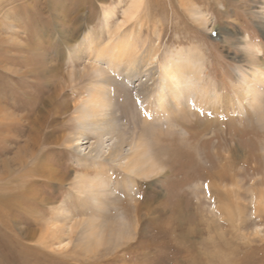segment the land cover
<instances>
[{
	"label": "rangeland",
	"instance_id": "374dc122",
	"mask_svg": "<svg viewBox=\"0 0 264 264\" xmlns=\"http://www.w3.org/2000/svg\"><path fill=\"white\" fill-rule=\"evenodd\" d=\"M131 2L0 0V195L47 197L0 223V264H264V76L253 81L264 71V0H145L123 24ZM187 53L203 64L208 92L157 116V97L139 96L152 84L144 71ZM134 55L152 64L137 73ZM96 85L109 94L124 155L140 142L151 152L148 175L87 155L99 140L84 116ZM248 152L259 172L246 167ZM225 165L231 178H205ZM97 175L108 182L103 204L90 191Z\"/></svg>",
	"mask_w": 264,
	"mask_h": 264
},
{
	"label": "bare ground",
	"instance_id": "6f19581e",
	"mask_svg": "<svg viewBox=\"0 0 264 264\" xmlns=\"http://www.w3.org/2000/svg\"><path fill=\"white\" fill-rule=\"evenodd\" d=\"M144 1L145 0H132L131 5L125 10L123 24L128 22V21H132L133 19H136V15H138L137 12H138L139 8L143 5V3H145ZM91 36H92V34H88L87 38H89ZM83 44H85V40L80 42L79 47H82ZM105 47H107V46H105ZM250 47H246V55H247L246 57H247V60L253 65V64H256L258 62L254 58L258 52H257V50L256 51L253 50L252 47H254V46H250ZM108 48H109V46H108ZM112 48L113 47L110 48L111 51L113 50ZM257 49H259V48H257ZM105 50H107V48ZM128 52L129 51H127L126 53H128ZM111 53H113V52H111ZM100 55H102V54H100ZM121 56H122V54H121ZM111 57L113 60V57H115V54H111ZM117 58H119V57H117ZM128 59H130V58H128ZM122 60H124V59H122ZM144 61H145V57L138 55V58L135 56L134 59L131 60V62H129L130 66H129V64H127V66H129L128 67L129 69L135 68L133 71H136L137 73H139L141 67H144L146 64V63H144ZM147 64L151 65L152 61L148 62ZM147 64H146V66H148ZM259 65H261V64H259ZM151 68H152V70H151ZM158 68L155 71L154 70L155 67L151 66V67H146L145 71L143 70L144 72L147 73V75H149L148 77L150 78V80H152V84L147 85V86H143L141 89H139V96L140 97L145 96L144 94H152V96L154 94L157 97L156 100L158 103V109L161 110V113L159 111L157 112V116L158 115L161 116L162 111H164L167 107L172 108L174 106L173 105L174 99H176L177 102H179V101L182 102L183 106L186 105V106L191 107L192 104L195 102V100L199 99V97H202L199 94H201L203 90H204V92H208V91H206L207 89L205 88L204 84L202 83V79H204V78H202L203 73H204L203 72L204 66L201 63V61L195 60L194 56L190 53L178 54V55L172 54L166 58V60L164 61L163 64L160 65V70ZM155 72H158V75H160L162 77L161 82H157V79H156L157 77L154 76ZM250 72H253V71H250ZM138 75L136 74V76H138ZM263 76H264V71L260 70L259 73H257V74L255 73V75L253 76V81L256 82V84H257V83L261 82L260 79L262 80ZM79 77H80V75H79ZM157 83H159L158 84L159 87H158ZM102 86H105V85H96V87L91 92V98L88 101V108L87 109L84 108L85 109V115L84 116L85 117L89 116L90 120L92 119V121L94 122V124L96 126L94 130H95V133L97 135V138L99 139L96 142L97 144L90 148V150L87 152V155L97 159V161L100 158L105 157L109 161L119 162V165L123 167V170L124 169L127 170L128 173L132 172L133 174H141L142 176H144L145 174L148 175V171H146L147 166L145 164L147 163V159L149 162L151 152H149V149L145 143L143 144V142H140L139 144H137L138 145L137 147L138 148L140 147L141 150H139L138 152H137V150H135L136 152H132L131 155L130 154L126 155V156L124 155V153H125L124 152V146H125V143L127 142V139H125V136L120 132V130L118 129V127L115 123L116 119H114V110L113 111L109 110V107H108V105H109V97H108L109 94L105 88H102ZM256 87H257V85H254L253 90ZM100 88H102V89L100 90ZM146 88H149L148 92L145 91V90H147ZM250 92H251V89H250ZM198 95H199V97H198ZM148 99H150V98H148ZM250 102H251V100H250ZM197 108H199L201 111L208 110V107L207 106H205V107L201 106V103L198 105ZM166 111H169V110H166ZM247 113H249V111ZM154 115H156V114H154ZM98 118L100 119V123L98 121ZM227 120L229 123H231V119H227ZM199 121H197L195 123L196 126H197V124H199ZM81 126L82 127L79 128V132H77L75 138H73V144L71 146L78 153L82 152L83 145H84V143L87 142L85 131H84V128L87 125L82 124ZM108 140H110V143L107 144V149L105 150V144L107 143ZM132 143H134V142H131L130 145ZM134 146H135V144H134ZM134 146H131V147L133 148ZM246 158H247L246 164H245L246 167H249V169H252L254 172L255 171L259 172L260 167H258V164H257L258 162L256 163L257 153L252 154L251 152H248ZM123 159H124V162H121V160H123ZM251 162H255L256 165L253 166V164H251ZM156 164L158 166H160V164H158V163H156ZM144 166H146V167H144ZM142 167H144L145 169H142ZM33 170H34V173H36V174L37 173L39 174V172L40 173L43 172V171H41L39 166L35 167ZM51 175H55V174L51 173V174H49V177H51ZM102 175L101 176L97 175L95 178L90 180L91 185H92V187H91L92 190H90V191H92L96 197V198H94L95 202H99V203L103 204V202L98 198V193H99L98 191H100V189L103 187L105 188L108 185L107 184L108 182L105 179L106 177H104V176L102 177ZM130 176H132V175H130ZM229 176H231V174H230V171H229V168L227 167V165L222 166L221 169L211 171V172H208L205 174V178L217 179V180H226L227 178H231ZM35 197H36V195H35ZM46 200H47V197H45V196L43 197V199H38V198L31 197L30 195H27V192L25 193L24 191L23 192L19 191L15 194H12V195H8V194L7 195H0V223L2 224L4 222V224L9 225V223L12 222L13 219L15 218L13 216L14 213H16V211H18V210L24 211L25 213L28 212L31 214L35 210V207H36L35 204L36 203H41L43 201L46 202ZM24 201L33 202V204L31 205V207L18 209L19 205ZM102 208L103 207H101L100 209H102ZM135 208H136V206L134 208H132V210H134ZM229 213H231V212H229ZM12 223H14V222H12ZM125 223H124L125 226H122V228H121L122 230H124V229L126 230L129 228V225L128 224L126 225ZM107 225H108V223H107ZM87 227L88 228H94V227L100 228V227H103V225L96 222L94 224L93 223L88 224ZM84 230H86V229H84ZM26 259H28V258H26Z\"/></svg>",
	"mask_w": 264,
	"mask_h": 264
}]
</instances>
